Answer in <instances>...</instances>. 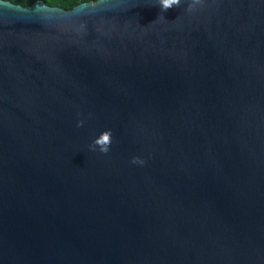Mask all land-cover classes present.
<instances>
[{
  "label": "water",
  "instance_id": "water-1",
  "mask_svg": "<svg viewBox=\"0 0 264 264\" xmlns=\"http://www.w3.org/2000/svg\"><path fill=\"white\" fill-rule=\"evenodd\" d=\"M0 264H264V0H0Z\"/></svg>",
  "mask_w": 264,
  "mask_h": 264
},
{
  "label": "trees",
  "instance_id": "trees-1",
  "mask_svg": "<svg viewBox=\"0 0 264 264\" xmlns=\"http://www.w3.org/2000/svg\"><path fill=\"white\" fill-rule=\"evenodd\" d=\"M10 1L15 5H20L22 7H30L37 1H43L46 5L50 7H60L65 10H72L75 6L81 3L97 2L98 0H4Z\"/></svg>",
  "mask_w": 264,
  "mask_h": 264
},
{
  "label": "clouds",
  "instance_id": "clouds-1",
  "mask_svg": "<svg viewBox=\"0 0 264 264\" xmlns=\"http://www.w3.org/2000/svg\"><path fill=\"white\" fill-rule=\"evenodd\" d=\"M167 6L171 7L172 4H179V0H166ZM108 142V134L104 135L103 141H94V144H100V143H107ZM101 151L106 153L108 151V147L101 148Z\"/></svg>",
  "mask_w": 264,
  "mask_h": 264
}]
</instances>
